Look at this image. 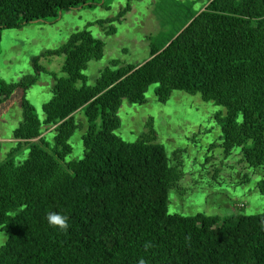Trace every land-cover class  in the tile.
<instances>
[{
  "label": "trees",
  "instance_id": "trees-1",
  "mask_svg": "<svg viewBox=\"0 0 264 264\" xmlns=\"http://www.w3.org/2000/svg\"><path fill=\"white\" fill-rule=\"evenodd\" d=\"M103 1L0 0V31L53 23L60 13ZM128 9L98 24L120 21ZM114 33L111 27L108 34ZM103 53L101 40L76 31L58 49L33 58L34 76L0 81V105L17 90L24 93L22 122L13 133L18 147L0 163V232H9L0 264H264V212L171 214L169 193L182 174L155 143L154 129L149 125L132 143L115 134L122 102L143 104L153 84L160 103L173 91L200 94L225 108L217 117L225 151L240 148L248 167L263 170L258 189L264 193V0H206L170 39L151 43L144 63L113 61L94 86L77 87ZM52 56L65 57L66 77L55 78L41 121L25 93L46 71L39 60ZM79 110L88 121L84 157L65 163ZM42 126L53 129V146ZM23 144L29 154L17 164L13 156ZM52 211L69 217L66 232L49 225Z\"/></svg>",
  "mask_w": 264,
  "mask_h": 264
},
{
  "label": "rangeland",
  "instance_id": "rangeland-1",
  "mask_svg": "<svg viewBox=\"0 0 264 264\" xmlns=\"http://www.w3.org/2000/svg\"><path fill=\"white\" fill-rule=\"evenodd\" d=\"M205 4L206 0H104L94 7L65 12L53 23L3 29L0 31V81L14 84L34 76L33 58L58 49L74 32L86 29L104 43V53L102 59L89 62L84 71L86 82H78L77 87L94 86L113 61H118L120 66L144 63L149 58L152 42L170 39ZM127 7L128 12L120 21L98 24L117 17ZM111 27L115 29L114 34H108ZM64 62V56L40 59L39 64L46 71L25 93L41 121L44 120L42 107L52 97L55 78L66 77L62 72ZM158 87V84L149 87L143 104L122 102L118 111L120 127L115 134L132 143L148 132L149 125L154 129L155 143L165 148L171 165L178 166L182 174L169 193V212L187 217L263 213L264 193L258 189L263 170L248 167L240 148L227 153L223 146L222 127L217 117L225 116V108L204 101L200 94L182 91H173L166 103H160L156 96ZM23 95V91L17 90L0 105V163L18 147L13 133L22 122ZM74 118L79 128L69 140L73 151L65 163L84 157L82 138L88 121L83 110L77 111ZM97 125L100 126V120ZM42 133L53 146V129L42 126ZM28 154L29 146L23 144L13 158L19 164ZM8 237L9 232H0V248Z\"/></svg>",
  "mask_w": 264,
  "mask_h": 264
},
{
  "label": "clouds",
  "instance_id": "clouds-1",
  "mask_svg": "<svg viewBox=\"0 0 264 264\" xmlns=\"http://www.w3.org/2000/svg\"><path fill=\"white\" fill-rule=\"evenodd\" d=\"M46 218L49 225L54 228H58L65 232L69 228V224H68L69 217L61 212H56V211L49 212ZM146 246H150V245H146ZM139 264H146V262L143 259H141L139 261Z\"/></svg>",
  "mask_w": 264,
  "mask_h": 264
},
{
  "label": "water",
  "instance_id": "water-1",
  "mask_svg": "<svg viewBox=\"0 0 264 264\" xmlns=\"http://www.w3.org/2000/svg\"><path fill=\"white\" fill-rule=\"evenodd\" d=\"M61 15H62V13H60V14H59V16H61ZM34 23H38V22H37V21H35Z\"/></svg>",
  "mask_w": 264,
  "mask_h": 264
}]
</instances>
